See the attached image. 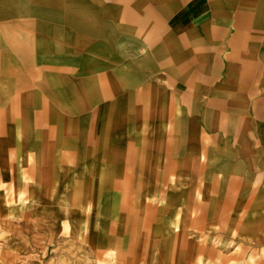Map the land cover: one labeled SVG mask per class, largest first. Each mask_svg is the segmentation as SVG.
Masks as SVG:
<instances>
[{
  "label": "crops",
  "instance_id": "obj_1",
  "mask_svg": "<svg viewBox=\"0 0 264 264\" xmlns=\"http://www.w3.org/2000/svg\"><path fill=\"white\" fill-rule=\"evenodd\" d=\"M0 230L264 264V0H0Z\"/></svg>",
  "mask_w": 264,
  "mask_h": 264
},
{
  "label": "rangeland",
  "instance_id": "obj_2",
  "mask_svg": "<svg viewBox=\"0 0 264 264\" xmlns=\"http://www.w3.org/2000/svg\"><path fill=\"white\" fill-rule=\"evenodd\" d=\"M64 230L51 239L25 246V241L15 234L0 230V264H175V250L172 241L169 250L162 252L159 244H148L144 234L137 230L131 234L129 242L121 243L126 250H116V236L109 234L107 249H98L85 239L71 238ZM208 247V246H207ZM220 247H232L220 245ZM192 258L184 264H241L242 255L252 262V257L239 250L219 252L206 249L194 251Z\"/></svg>",
  "mask_w": 264,
  "mask_h": 264
}]
</instances>
